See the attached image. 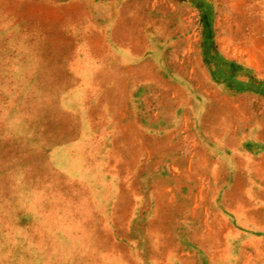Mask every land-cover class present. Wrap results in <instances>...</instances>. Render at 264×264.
Returning <instances> with one entry per match:
<instances>
[{
	"label": "rangeland",
	"instance_id": "1",
	"mask_svg": "<svg viewBox=\"0 0 264 264\" xmlns=\"http://www.w3.org/2000/svg\"><path fill=\"white\" fill-rule=\"evenodd\" d=\"M0 264H264V0H0Z\"/></svg>",
	"mask_w": 264,
	"mask_h": 264
}]
</instances>
